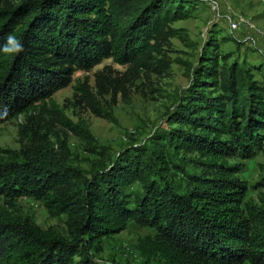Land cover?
<instances>
[{"label": "trees", "instance_id": "1", "mask_svg": "<svg viewBox=\"0 0 264 264\" xmlns=\"http://www.w3.org/2000/svg\"><path fill=\"white\" fill-rule=\"evenodd\" d=\"M194 4L0 0V49L10 35L23 45L18 54L0 51V124L48 104L57 122L92 142L86 126L71 122L52 95L70 84L75 71L108 58L127 65L123 75L133 80L141 71H164L169 63L161 49L177 32L171 24L189 18ZM214 46L206 41L194 78L167 114L169 127L154 133L148 146L117 152L90 177L66 165L20 160L0 148L4 203L23 196L39 200L50 215L65 214L68 233L65 238L20 220L0 205V264H95L91 250L128 221L155 231L137 245L146 260L153 254L165 264H264V192L257 202L244 201L241 163L231 161L264 155V63L219 65ZM95 84L93 93L87 79L78 81L73 95L105 117L99 96L123 82L98 72ZM166 148L196 156L199 172H184L182 192L154 177L168 169ZM96 152L101 158L106 153ZM135 182L141 192L131 199L125 187Z\"/></svg>", "mask_w": 264, "mask_h": 264}, {"label": "rangeland", "instance_id": "2", "mask_svg": "<svg viewBox=\"0 0 264 264\" xmlns=\"http://www.w3.org/2000/svg\"><path fill=\"white\" fill-rule=\"evenodd\" d=\"M9 1L16 3L18 0ZM194 1L191 16L171 24L177 32L162 46L161 57L169 63L164 71H141L139 78L133 80L129 75H123L127 65H119L108 58L88 71H75L70 84L52 95L54 103L71 122L86 126L92 142L88 143L57 122L49 105L41 103L0 124V148L16 152L20 160L45 166L66 165L90 177L102 169V163L108 164L109 158L117 152L126 147L148 146L154 133L169 127L167 114L194 78L206 41L215 43L211 50L219 55V65L237 62L244 67H253L264 63V54L258 44L260 38H264V0ZM236 14L249 19L260 32L231 30L227 17ZM98 72L123 82L122 88L115 92L109 89L107 94L99 96L105 117L97 116L86 102L73 95V85L86 79L91 91L96 93L95 75ZM252 73L260 79L255 70ZM101 149L106 151L104 158L96 152ZM165 153L168 169L156 170L154 177L182 192L184 172H199L193 161L196 156L169 148ZM231 161L241 163L238 176L246 185L244 201L257 202L260 193L264 192V155L258 152L249 159L234 158ZM139 192L141 186L138 182L125 187V193L130 194L131 199ZM0 205L20 220L27 219L42 229L52 228L68 238L65 214L50 215L39 200L23 196L5 204L0 196ZM154 235L152 228L128 221L122 231L104 238L99 250L92 249L90 255L95 264L112 261L119 264H165L158 255L152 254L146 260L137 249L142 239Z\"/></svg>", "mask_w": 264, "mask_h": 264}, {"label": "built area", "instance_id": "3", "mask_svg": "<svg viewBox=\"0 0 264 264\" xmlns=\"http://www.w3.org/2000/svg\"><path fill=\"white\" fill-rule=\"evenodd\" d=\"M227 23L229 28L233 31H239L241 29L249 31L258 30L253 22H251L249 19H246V17L240 14L227 17Z\"/></svg>", "mask_w": 264, "mask_h": 264}, {"label": "clouds", "instance_id": "4", "mask_svg": "<svg viewBox=\"0 0 264 264\" xmlns=\"http://www.w3.org/2000/svg\"><path fill=\"white\" fill-rule=\"evenodd\" d=\"M0 51H3L8 55L18 54L23 51V45L19 40L16 39L15 36L10 35L8 38V43L2 49H0Z\"/></svg>", "mask_w": 264, "mask_h": 264}, {"label": "crops", "instance_id": "5", "mask_svg": "<svg viewBox=\"0 0 264 264\" xmlns=\"http://www.w3.org/2000/svg\"><path fill=\"white\" fill-rule=\"evenodd\" d=\"M258 44L261 46L259 50H261L264 54V38L263 37L260 38V41H258Z\"/></svg>", "mask_w": 264, "mask_h": 264}]
</instances>
